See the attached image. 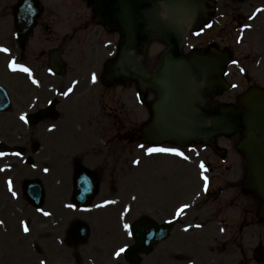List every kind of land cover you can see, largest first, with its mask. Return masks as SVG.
Instances as JSON below:
<instances>
[{"label": "rangeland", "instance_id": "rangeland-1", "mask_svg": "<svg viewBox=\"0 0 264 264\" xmlns=\"http://www.w3.org/2000/svg\"><path fill=\"white\" fill-rule=\"evenodd\" d=\"M48 1L42 0L45 4ZM210 1H216L214 3L217 5V12L214 13L213 19L221 23L224 22V27L215 25L212 30L198 38L190 35L188 43L190 45L195 44L197 47H208L211 42L217 41L220 44V48H224L227 44L230 50L234 51L235 49L236 58L243 59V63L248 66V76L252 82H248L242 75L230 77L229 82H235L238 88L229 94L225 92V97L232 96L234 98L252 84L264 87V0H220L218 4L217 0ZM14 2L15 0H0V48H4V45L10 46L9 27L13 23L11 17H8L10 12L8 8ZM64 12L62 16L68 19V16H70L68 8H65ZM250 13H253V15H249ZM246 16L255 18L250 21L252 23V31L246 38V43L240 47L235 46L233 48L232 44L235 39L233 28L237 27L239 20H243ZM58 18L59 15L57 14L55 19ZM102 35L104 39L107 36L111 39L117 37H112V35L107 33ZM218 36H220V39ZM34 45L36 48L38 47L37 43ZM165 47L164 43L154 42L151 44L146 60L148 66H154L157 63L158 57L165 50ZM44 49L48 50L46 47ZM26 50L29 55L35 56L34 59L32 56H28L30 58L28 59L30 66L36 68L40 73L43 72L42 67L43 64H47V55L41 56L37 52L35 53L30 45ZM250 50L253 51L250 56H247L250 57L247 60L244 55ZM184 51L188 52L189 50L184 48ZM104 58V53H101V59ZM7 59L5 52L0 51V82L3 85L14 88L16 93H20L23 90L26 91L27 99L22 103L20 101L23 95H17L14 101V110L0 115V140H6L7 144H23L24 136H27L29 141L25 142V153L27 156H33L34 166H29L25 169V167L18 165L15 171L18 168L25 170L20 177L21 179L16 178L18 182H22L23 178H39L42 180L47 191L44 206L45 209L53 213V216L38 225L39 222H36L37 214L33 209V212L31 211L33 215L26 213L25 218L28 221L31 219L34 221L27 224L34 231L32 234L34 242L32 244L28 241L29 238L22 235L21 227H25L24 221L21 222L19 216L14 217V215H18V212L14 211V208L12 211L9 208L4 214L1 209L5 208V205L0 206V264H125L122 259L113 262L112 255L113 249L125 243L121 242L118 236L122 219L121 215H119L120 211L122 209L125 211L128 204L134 212L130 217H127L128 221L143 217L163 221L173 215L174 209L178 204L186 202L189 205V210L186 213L187 217L176 226L172 237L158 245L152 254L143 256L140 264H256L252 252L259 244L264 245V219L258 216L259 204L257 200L249 193L248 196H241L238 189L229 190L228 193L219 196V200L213 195V192L220 186L223 187L228 181H236L242 176V165L234 164L231 169L219 167V173L212 175L210 193L202 197L201 194L203 193L200 190V186L205 180L198 176L194 168L190 167L185 171L182 168H178V171L181 170V177L172 179L170 174L164 173L165 168L163 169L161 165L157 166L159 163H154L153 160H143L142 168L137 174L134 171L132 175L135 179H129L130 173L134 170L133 165L137 162L134 159L138 154L135 149L136 140L128 138L129 132H119V135L122 133L126 134L125 139H116L113 137L114 133L110 127L109 132H100L104 128L102 125L104 121L99 118L98 112L97 117L95 111L90 116L83 115L88 118L91 127V131L88 134H83L82 132L83 136H73L63 126L58 127L56 132L51 131L55 132V135L45 138V135L48 136L46 134L47 126L56 125L51 122L36 126L33 132L28 135L23 131V127L20 125L19 120H16L14 114L20 108L26 107L32 96L31 92L35 90L28 89V85L24 88L22 83L25 82L24 77L19 74H9ZM92 66L100 75L102 71L100 62H97L96 59L93 61ZM77 68L70 66L68 75L55 79L59 81L56 85L65 88L68 82L73 79L72 77L78 76ZM235 69V66L230 68L232 73L237 72ZM83 75V82L77 88L75 99L80 97L87 102L91 101L92 110L97 108L96 101L101 98L100 95L107 91L110 97L119 99V96H121L128 106V117L125 120V116H122L126 125L124 127L125 131L129 128L136 131L138 127L147 121L149 117L147 108L145 106L140 107L133 96V91L136 90L134 84L129 89H124V92V87L122 86H111L106 89L102 85H97V87H91L90 90L88 89L90 85L88 76L84 73ZM43 80L46 82L47 79L44 78ZM19 89H22V91H19ZM43 93L44 98H46V92L43 91L38 94L42 96ZM149 95L150 99H152L153 95ZM70 102H73V100ZM111 114L113 115V113ZM96 122L98 123L95 124ZM132 133L136 134L135 132ZM37 137H40L41 143L44 142L41 148H45V155L36 156L30 151V147L33 145L32 140L34 138L36 140ZM82 137L84 139L88 138L86 143L83 142ZM101 140L102 143L99 144ZM103 141H108L109 144L107 145ZM220 145L231 147V143H227L225 140H221ZM49 147L52 150H56V154L71 152L73 155H82L86 162L89 159L93 169L99 172L103 185L110 188V194L121 195L120 202L118 200L110 202L109 209L103 212H96L99 210L97 207L90 211L87 210L86 214L91 215H79V213L74 212L64 213L68 211L65 209L68 208L65 192L66 185L65 187L58 186L56 183L57 179L53 175H50L51 177L43 175L39 167L44 158L48 159L50 157ZM168 161L161 160L160 163L163 162L165 166L171 167V162ZM61 163H65L63 159ZM46 164L54 168L55 164L56 166L59 164L58 158L55 164L53 161H46ZM69 166L71 167V162ZM172 166L174 168L175 164L173 163ZM35 167H38L37 170ZM145 170L147 171L145 172ZM14 174V171L11 174L7 172L5 176H14ZM150 174H165L167 176L164 177L165 179L163 177L158 178L160 180L159 183L155 178L152 179ZM150 179L152 180L150 181ZM168 183L172 187H169ZM166 185H168V188H166ZM106 186H102V194L96 198L94 204L107 198ZM134 195L138 196L137 202L133 199ZM4 196L7 197L4 183L1 181L0 205L5 202ZM22 204L24 208L27 207L28 210H31V207L26 202L24 203V200ZM22 204L19 203L20 206ZM74 220L86 222L91 228L89 241L85 245L72 247L64 243V231L68 229L69 223ZM62 221L63 223L61 224ZM183 225L182 230L186 233L180 231ZM37 229L44 231L43 234L45 236L42 239L39 238ZM180 233L182 236H179ZM22 240H24L25 244L21 242ZM37 245H41L40 248Z\"/></svg>", "mask_w": 264, "mask_h": 264}, {"label": "water", "instance_id": "water-1", "mask_svg": "<svg viewBox=\"0 0 264 264\" xmlns=\"http://www.w3.org/2000/svg\"><path fill=\"white\" fill-rule=\"evenodd\" d=\"M120 4L121 13L117 16L119 27L124 32L125 43L122 47L120 59L117 64L125 66V73L130 77L138 78L139 82L144 86L153 87L158 95L157 103L154 107L155 117L152 128H160V132H178L177 127L172 119L169 122L170 109L166 108L171 97L175 95L177 86L173 87L171 80L166 78V74L174 72L180 66L192 68V74L200 75L202 71L215 72L216 61L213 57H203L201 55H193L190 61L184 60L179 54L182 37L166 26L161 21L158 13L148 6L158 8L159 2L172 3V0H115ZM176 0H174L175 2ZM147 3V4H145ZM151 25V26H149ZM156 32L158 36L172 44L171 51L163 59L160 71L156 75V79L147 80L139 73H131L130 67L126 65L125 56L127 53L135 49L138 53L143 52L144 43L147 41L150 32ZM134 65H137L136 62ZM116 67V66H115ZM207 74V73H206ZM201 77V76H200ZM173 87V88H172ZM170 104V103H169ZM246 110L244 112L221 109L215 112L204 111V115L199 116L201 127L196 129L200 132H206L208 135L215 133H229L241 129L244 139L240 144V149L245 155V164L247 166L246 187L253 190L263 201L262 210L264 213V95L261 92H253L248 95L246 102ZM176 117V115H174ZM213 120L211 128L206 126L209 118ZM188 120L193 121V117ZM164 121L168 124L164 126ZM212 132V133H210ZM155 233V240L147 244L159 242L164 239L167 234L161 231L158 226L151 227L150 230H142L139 235V241L143 243L144 236L147 233ZM168 232V230H167ZM144 246V245H143ZM145 251H149L147 248Z\"/></svg>", "mask_w": 264, "mask_h": 264}, {"label": "snow or ice", "instance_id": "snow-or-ice-1", "mask_svg": "<svg viewBox=\"0 0 264 264\" xmlns=\"http://www.w3.org/2000/svg\"><path fill=\"white\" fill-rule=\"evenodd\" d=\"M0 51L8 52L9 50L7 48H0ZM9 67L12 68L13 70H16L17 68H19L20 70H22V71L28 73L29 75H31V70L29 68L24 67L23 65H17V63H16L15 60H13V61L10 62ZM93 80H95V76H93ZM33 82L34 83H37V81H35V80ZM71 91H72V89L69 88L68 91L64 93V95H68L69 92H71ZM20 118L22 120H25V122H27L26 121V118L24 116H21ZM148 151H149V153H152V152H171V153H174V154H177V155H181V156L184 155L183 153L179 152L177 149L150 148ZM185 158H187V157H185ZM201 167L202 168L204 167L203 164H201ZM45 171H48V169H45ZM204 179H205V181H207V177H204ZM8 184H9V189L11 190V185H12L11 180L8 181ZM205 188H207V185H205ZM13 194H15V193H13ZM187 207H188V205H184L183 207L179 208L178 211H177V213H176V215L182 214L184 212L185 208H187ZM44 214L47 215L48 213H44ZM124 227H125V229H129L130 228V226L127 225V224ZM25 231H28L27 226H25ZM129 235H131V232L130 231H129ZM124 251H125V249L121 248L116 253V255L119 256Z\"/></svg>", "mask_w": 264, "mask_h": 264}, {"label": "bare ground", "instance_id": "bare-ground-1", "mask_svg": "<svg viewBox=\"0 0 264 264\" xmlns=\"http://www.w3.org/2000/svg\"><path fill=\"white\" fill-rule=\"evenodd\" d=\"M173 5H174L173 3L164 5L163 9L166 10V19H167V21L172 23V24L174 23V24H177V25H179L180 20L189 21L188 16H186L185 14H182L181 12H179V8H176ZM178 12H179V14H178ZM168 77L176 79L177 77H180L179 76V72L178 71L171 72ZM183 79H184V82H185L184 87L186 88V91H187L185 93V96L191 95L189 92H190L192 83L186 80L187 76H185V75H184ZM182 81L183 80H180L178 83H180Z\"/></svg>", "mask_w": 264, "mask_h": 264}, {"label": "flooded vegetation", "instance_id": "flooded-vegetation-1", "mask_svg": "<svg viewBox=\"0 0 264 264\" xmlns=\"http://www.w3.org/2000/svg\"><path fill=\"white\" fill-rule=\"evenodd\" d=\"M87 28H88V23H85V22L82 24V26H81L80 28H79V27L73 28L75 32H74V36H73V37L71 36V39H70V40H71V41L74 40L75 36H76L77 39L80 40V36H77V35H76V34H78L77 31H82L81 29H83V30L86 31ZM48 29L51 31V34H52V33H53V29H52V27H49ZM76 32H77V33H76ZM54 35L56 36V31H54ZM49 44H50V42H49ZM46 45H47V44H44V46H46ZM68 49H69L70 51H72V50L75 51V49H74L73 47H70V48H68Z\"/></svg>", "mask_w": 264, "mask_h": 264}]
</instances>
